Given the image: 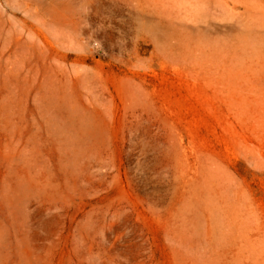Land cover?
I'll use <instances>...</instances> for the list:
<instances>
[{
	"label": "rangeland",
	"instance_id": "1",
	"mask_svg": "<svg viewBox=\"0 0 264 264\" xmlns=\"http://www.w3.org/2000/svg\"><path fill=\"white\" fill-rule=\"evenodd\" d=\"M0 264H264V0H0Z\"/></svg>",
	"mask_w": 264,
	"mask_h": 264
}]
</instances>
